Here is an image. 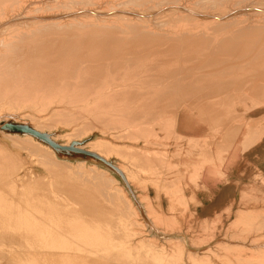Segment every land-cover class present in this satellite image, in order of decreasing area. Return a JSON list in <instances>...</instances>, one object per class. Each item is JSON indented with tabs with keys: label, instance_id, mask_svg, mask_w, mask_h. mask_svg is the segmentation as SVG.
<instances>
[{
	"label": "bare ground",
	"instance_id": "1",
	"mask_svg": "<svg viewBox=\"0 0 264 264\" xmlns=\"http://www.w3.org/2000/svg\"><path fill=\"white\" fill-rule=\"evenodd\" d=\"M79 1L80 0H0V33H1V30H3L8 25H11V24L12 25H21L20 28H17L18 31H16V33L0 38V104L3 103V107H4V105L8 102H12V103L14 102V104H15V102H19L20 104H23L24 108H25L26 105L29 106V104L31 105V103L33 102V106L35 108H37V112L35 111L36 113H34L33 115L31 114L32 116L31 115L26 116L27 114L22 116L23 114L17 115L18 113L15 112L17 110L19 111V108H21V105H20V107L14 111L15 113L8 111L9 113H6V117L8 115H11V116H16L18 118L20 117V118H22V120L24 118V119H27V121L29 123H31L33 126H35V128L38 129V131L40 130L41 132H45V131L51 132L55 128V126L52 129L51 128L52 125L50 126V124H49L48 127L46 128L45 123H46L47 119H50L47 122L52 121V120H59L58 124L60 122V124L62 123L64 126L65 125L67 126V124L69 122L72 124V122L77 121L78 118L81 117V123L79 121V124H81L80 126H81V128H83L85 125L84 123H86L84 121V118H83L84 112H86V113L88 112V114L90 113V116H89L90 122H91L93 127L95 125H97L96 123L99 122V121L97 122V119L100 118L101 116L102 117L109 116L112 124H116L114 122L115 120L118 119V121H119L120 118H122L123 116H126V115H128V118H129V115H131L132 117H136V120H137V119H140V118L147 116V115H145L146 113H148V114L153 113L154 115H155V113L156 114L161 113L163 115L162 119L164 120V121H162V123L164 124L163 127L164 126L166 127L168 125L170 128H172L174 130L176 135H178L176 132V124L179 123L180 121H184V115L189 112L188 111L189 108H193V106H195V108L197 107L198 109H200V111L202 110L201 111L202 113H200V115L203 114L204 112L206 113L208 118L210 115V118H211L210 123L211 124L213 123L214 129L210 126L213 130H211V128H210L209 131H214V130L216 131L218 128L220 133H221V131H222L221 129L225 128V127H223L224 123L221 124L222 120L223 119H224V121H225V119H227V121L231 120V119H228L229 117L227 118V116H225L226 118H224V110L228 109L231 106V104L225 105V102H223V100H224L223 97L225 98L226 95H227V97L230 96L231 95L230 92H233V90L238 88L239 84L246 83V86H247L248 81H250L251 82L250 85L251 84L253 85L252 86L253 90H252V87L249 86L251 88L250 92L251 93L254 92L253 94H255V93L258 94V95L256 94L255 98L260 96V98H263V100H264V22H257V20L264 19V6L258 8L259 6H261V5H259L257 8H255L257 5L256 6L250 5L249 9L252 12L250 17L254 21L250 20L248 22V24H244V23L240 24L239 23V25L237 24V27L235 26V28L234 27L231 28V29H233L232 30L233 34L230 33L232 36L235 35L234 37L238 36L239 33H241V34L246 33V35H247V33H249L250 35L253 34L255 36L259 35V38L257 37L258 39H256V37L254 36L256 39V42H255V40H253L254 38H252V35L250 37L253 40V43L255 42V44H253V45H255L257 48L256 49L257 51L255 52V54H256V56H255V54L250 53L251 50H249V49H251V48H249V47L245 48L244 45H239L240 43L239 42L237 43L234 40L235 39L234 37H233L234 41L231 40V38L228 39L229 36L227 39H223L224 38L223 37L219 44L213 45L216 42V41L214 42L213 40H216V39L211 40L212 38L209 39L208 37L201 35L202 33L203 34L206 32L209 33V31L201 32L200 31L201 29L199 28V26L194 27V25H200L201 24V23L197 24V21L200 22L201 21L200 19H203V21H204L205 18H207V21H210L211 24L215 23L217 25H222L224 23L222 21V18H223V16H225L227 14V13L225 14V12L223 13V14H225L223 16L210 14L212 12L208 13L207 11H206V13L204 12V14L201 13L200 19L199 18H198V20L196 19L195 22H193L195 20V19H193V21H192L193 22L192 24H194L193 27H192V24L187 25L189 27H187L186 24L184 25V27L183 26L181 27L180 25L183 21L181 23H178L180 25L179 26L177 25V27H176V25H172V26L170 25L168 27L172 28V29L170 28L171 31L168 33H165L167 31H165V32L162 31L163 32L162 34H166V35L163 37L161 36L160 38H152L151 36L146 34L149 37H151V39L149 38L147 40V42L149 41V44L147 42H143V40H145L144 38L142 40L137 41V42L133 41L134 40L133 39L131 41L132 43H130V39L129 40L127 39L128 36L127 37L123 36L126 38V41H129L127 43H130L129 45L126 46L127 43L125 44V40H123L121 38L122 34L120 35V32L118 34L116 33L117 36H113V37H111V36L114 33L110 32V33H112L110 36L111 38L107 37L106 36L107 34L103 35L105 37L104 39L101 35H98V34H100L102 29L106 30L104 27H112V28L116 29L114 27V26L118 25V24L114 23L116 20H118V19H116V16H119L120 18H122V20L124 19V24H125L126 21H128V22L130 21L127 19V17H129V15L130 16L131 15L132 16L133 15H137V16L140 15V13L137 12V9L131 10L129 8L130 10H128V9L123 8V6H121V5H123L121 2H118V3H121V5L119 7L113 8V6H111L110 4L115 3V2H111L112 0L111 1L107 0L108 2H111L109 4L110 6H108L109 8L112 7L111 10H109V9L108 10H106V9L99 10L98 9L100 12L98 14H103L106 16V20L101 19V21L104 24L103 25L99 24L100 26L99 25L97 26L98 23L96 24L93 21H91V23H90L89 28L92 29L94 31V33L96 32L94 29L98 30V32L100 31L99 33L96 32L97 34H94V35H96V36L98 35L101 38V39L100 38L98 39L97 38L98 36L97 37L93 36L95 39L94 38L92 39L91 38L92 35H90L92 33L90 32L88 35L90 36V39H91L90 41H93V42H91V45H90V41H87V39H89L88 35H87L88 37L84 36V35L78 36V32H77V35H75L76 32H74V31H78V30H73V32L75 33L74 35H73V32L70 30V28H69V30L67 28H64V30H63V28H61L62 31L57 30V32H55L56 30H54V33L53 32L51 33L49 30H47V27L50 26V25H48V23L53 24L54 20L62 19V20H60L62 22L57 21L56 25L60 24V25H63V27H65V24L68 25V23L69 24L71 22L73 23V21L70 20V17L73 18V16L79 15V16H87V19H88V15L89 14L91 15V12L94 11L93 9L94 8L97 9L96 7L98 5L96 6V4H95L96 7H93V9L90 8L91 7L90 5H89L90 7H86L83 4V7H80L77 10H73L74 6H76L77 4L75 3L76 4L75 5V4H70V3L71 2H78L79 3ZM117 1H119V0H117ZM94 2H96V1L94 0ZM213 2H215V1H213ZM25 3L28 4V6H27L28 10H26V11H24V8L26 5ZM60 3H62L63 6H67L68 4H70L69 6L74 5L73 8H70V9H72V11H68V10L58 11L57 9H56L57 11H55L54 9H52L53 6L55 7L56 4H60ZM217 3H218V0H217ZM224 3L226 4V2H224ZM236 3L237 2H235V4ZM165 4H163V7H165ZM124 6H127V4ZM78 7L79 6H77V8ZM101 7H103V6H101ZM59 8L62 9V7H59ZM64 9H66V7ZM185 9H186V7H185ZM158 10H159V8H158ZM165 10L163 9L162 13ZM183 10H181V11H183ZM30 11H32V12H30ZM190 11H193V10H190ZM159 12L160 11H158L156 14L160 16L161 12H160V14H158ZM170 12H172V11H170ZM175 12H176V10H175ZM184 12H185V10H184ZM195 12H197V11H195ZM145 13H143V15ZM167 13H168V11H167ZM193 13L194 12H192V14ZM156 14H154V15H156ZM103 15H100V16H103ZM143 15H142V17H143ZM154 15H153V17H154ZM165 15H164V17H163V15H161V17H163L162 19L167 17V16L165 17ZM175 15H177V14H175ZM227 16H226V18H227ZM243 18H246V17H242V19ZM63 19L65 21H63ZM97 19L98 18H96V20ZM125 19H127V20H125ZM148 19L149 18H147V20ZM174 19H175V16H174ZM236 19H237V17H236ZM73 20L75 21V19H73ZM80 20L83 21L82 18ZM90 20H91V17H90ZM176 20H177V18H176ZM183 20H184V18H183ZM77 21H75V22H77ZM98 21H100V20H98ZM98 21H96V22H98ZM137 21H139V19ZM141 21H143V20H141ZM146 21L142 22L144 24L139 23L140 21L137 23H138V25L139 24L145 25L147 23ZM151 21H152V19H151ZM184 21H186V20H184ZM246 21H248V20H246ZM262 21H264V20H262ZM78 22H80V21H78ZM84 22L87 23L88 20L85 19ZM128 22H126V24ZM136 22H134V20H133V23H136ZM23 23H25V24L23 25ZM167 23H168V21H167ZM169 23H170V21H169ZM185 23L189 24V22H187V21ZM190 23H191V21H190ZM205 23L206 22L204 21L203 25H205ZM121 24L119 21V25H121ZM175 24H177V23H175ZM148 25H151V24H148ZM153 25H155V24H153ZM206 25H207V23H206ZM54 26H53V28H54ZM77 26H78V23H77ZM82 26L85 27V25H82ZM145 26H147V24ZM145 26H143V27L145 28ZM200 26H202V24ZM209 26H211V25H209ZM73 27L75 29H78L74 25H73ZM132 27H135V26H132ZM151 27H153V26L151 25ZM215 27H217V26H215ZM74 28H72V29H74ZM80 28H81V25H80ZM112 28L110 30H112ZM138 28H140V27H138ZM228 28H230V26ZM84 29L88 30V26H87V28H84ZM146 29H147V27H146ZM146 29H145V33L147 32ZM206 29H208V28H206ZM127 30H129V29H127ZM150 30H152V28H150ZM153 30H155V28ZM205 30L202 29V31H205ZM85 31L86 30H84V33H85ZM89 31L90 30H88L87 32H89ZM108 31H109V28H108ZM211 31H212V29H211ZM218 31H219V29H218ZM221 31L223 32L224 29ZM135 32H134V34H135ZM153 32L155 33V31H153ZM110 33H109V35H110ZM125 33L128 34V32H125ZM125 33H124V35H126ZM148 33L150 34L151 32H149V30H148ZM214 33H215V31H214ZM224 33L225 32H223L222 34H224ZM82 34H83V32H81V35ZM85 34H87V33H85ZM137 34H138V32H137ZM119 35H120V37H118ZM155 35H158V34H155ZM244 36H245V34H244ZM85 37H86V39H85ZM134 37L135 36H133V38ZM153 37H155V36H153ZM209 37H211V36H209ZM135 38H137V36ZM236 40H237V38H236ZM212 41H213V44H212ZM122 42H124L125 46ZM156 42H157L158 46H156ZM92 43H94V44H92ZM120 43H122V44H120ZM248 43L249 42H247V44ZM119 44L121 45L120 47L118 46ZM215 46H219V48H223V47L225 48L224 50L222 49L225 52L222 57H224L223 58L224 66L226 65L225 63H227V65H228V67L226 66V68H230L231 67V66H229L230 64L234 65L233 63H235V65H236L238 63V65L235 69H234V66L232 67L233 70H231L232 71L231 74L230 75L228 74L230 81H228V82H225L226 80L223 81L225 83H223V82L220 83V81H221L220 78H222L221 75H219L218 76L219 78L217 77V79H215L216 76L214 77V73L216 71H218V73L221 74L225 70H223V68L221 70H219V69L215 70L213 68H210L211 65L208 67L207 66L208 64H206L207 62L210 63V61H213V56H212V59H210V58H207L208 57L207 55L213 52L212 49ZM255 46H253V47L255 48ZM149 48H157V51L155 49H154L155 51L153 49H150V52H148ZM159 49L160 50L162 49L163 52H162V50L159 51ZM152 50L154 53L153 52L151 53ZM215 50H216V48H215ZM145 51H147V52H145ZM158 51L162 52V54H159V53L156 54L155 53ZM229 52L230 53L233 52L234 56H230L232 53L230 55H228ZM212 54H214V53H212ZM217 62H219V60ZM217 64L215 66H217ZM139 65L141 66L140 68H138ZM146 65H148V66L146 67ZM135 66H137L136 69H132V67H135ZM153 66L158 67V69L154 70ZM222 66H223V64H222ZM247 66H248V68H246ZM25 67H27L28 69L26 68L27 70H24ZM150 67H152V68H150ZM217 68H218V66H217ZM147 69L149 70V72H147ZM185 69H188V70L190 69V71L186 72ZM154 71H157V73H156V75H153L154 77L152 76L154 81L152 82L153 84H151V82H149L151 84L150 87L143 88V89L141 88L142 85L140 87H137L139 85V82H137L135 80V78H138V76H140L141 80H144L146 78V73L147 74H153L152 72H154ZM136 72H138V73H136ZM227 72H229V71H227ZM224 74H225V72H224ZM226 75H227V73H226ZM140 78H138V79H140ZM116 79H118V81H120L119 79H121L120 85L122 87H118V86L114 85L115 84L114 81ZM223 79H225V75H224ZM27 82L33 83L34 87L29 89V87L27 86ZM140 82H142V81H140ZM144 82H146V80ZM159 83H162V86H160L161 84L159 85ZM124 85H126L127 88H125ZM144 85L146 86V84H144ZM240 86H239L238 90H240ZM242 87L243 86H241V90H242ZM247 90H249V89H247ZM250 92H249V96H251ZM186 93L187 94L191 93V95H193V98L195 97V99L191 98L192 100L190 101L188 99V97H192V96H189V94L187 95ZM185 94L187 95V97ZM228 94H230V95H228ZM91 95H92V97H91V104H90L89 103L90 100L88 101V99L90 98L89 96H91ZM236 96H238V95H236ZM240 96H242V95H240ZM253 96H255V95H252L251 97H253ZM234 97H235V92H234ZM221 98H222V100H221ZM244 98H245V96H244ZM218 99H220V101ZM195 100H197L198 102H196ZM38 103H41V105L39 106ZM88 103H89V105H88ZM14 104H11V105L15 106ZM103 105H104L105 109L102 108ZM16 106L18 107L19 105H16ZM8 107H9V104H8ZM9 108H11V106ZM9 108H6V110H8ZM27 108L28 107H26V109ZM12 109L14 110L15 108H12ZM101 109H102V111H101ZM103 110H104V112H103ZM4 112H5V109H4ZM46 112H49V113L44 114ZM228 112H229V110H228ZM228 112H227V114H229ZM250 112H252V111H250ZM253 112H255V110ZM121 113H122V115H121ZM221 115H223V118ZM236 115L234 117H236ZM8 117H10V116H8ZM232 117H233V115H232ZM208 118H206V121ZM153 120H157L156 117H155V119L152 118V122H154ZM142 121H144V120H142ZM240 121H244V120H240ZM122 122H123V120H122ZM148 122H150V121H148ZM234 122H236V120H234ZM234 122L232 125H236V124H234ZM237 122H239V120ZM225 123H226V121H225ZM228 123H226L225 125L227 126ZM125 124H126V122H125ZM208 124H209V122H208ZM238 124H240V123H238ZM55 125H57V124H55ZM246 125H247L248 129H251L252 126L255 127V125L251 124V122L246 123ZM105 127L106 126H104V128ZM221 127H223V128H221ZM236 127H237V125H236ZM236 127H233V128H236ZM100 128H101V125H100ZM106 128H105V130H106ZM117 128L119 129V126ZM128 128L129 127H127V129ZM226 128H228V127H226ZM233 128L231 127L232 132H234V131H235L234 133L239 132L237 130L240 129V127H237L238 129H236V130H233ZM44 129H46V130H44ZM162 129H164V128H162ZM258 129H259V131L264 132V125L262 126L260 124ZM109 131H107V132H109ZM114 131H116V130H114ZM223 131H222V133H223ZM226 131L227 130H225L224 132L227 133L229 130L227 132ZM79 132H81V131H79ZM229 132H231V131H229ZM146 134H148V133H146ZM251 134H250V138H253L254 136L251 137ZM257 134L261 135L262 132H261V134L260 133H257ZM229 135H230L229 138L233 136V134H230V133H229ZM3 136L7 139V140L5 139L7 142L6 143L0 142V145L2 148V152H0V163L3 162L4 166L6 167V169L8 171L10 169L11 164L13 162H16L19 159V155L13 152L14 146L12 145V143H11L12 141L10 139H11V137L13 139L14 137L19 138L21 136H13V135H11V136L6 135L5 136L4 134H3ZM97 136L99 137V135H97ZM97 136L92 141L89 140V142H88V140H86V142H87L86 144L90 143L89 145H92L95 148H99V149L101 148L102 152L105 151L104 154H106L107 152H110V153L114 152L112 150V148L109 149L108 147H104L103 144L101 145ZM116 136H118V135H116ZM35 137L33 139L38 143L39 146H37V148L34 149V152L32 153V155L35 154V157H36V155H38V159L40 160V163L39 162L38 163L40 164V166H42V167L44 166V169L46 170V174H41V175L35 174V176H32V175H30V172L24 171L23 177H24V179L36 178L38 180V182H40L41 180L44 181V182L41 181V183L39 185V191H38L41 204L36 205L35 207H44V208H39V214L44 218V220L49 219L50 221H52L55 224L53 227L55 229L51 228V226L48 224H44L43 228L38 229V227H37V230H35L36 229L35 226L40 227L41 225L40 224L30 225L26 222H23L19 225V227L22 230V231L20 230L21 231L20 236H14V235H11L9 233L0 232V264H116V262L114 263L115 260L116 261L118 260L117 264L119 262H120L119 264H137L136 263L137 261H134L135 259H133V257L129 256L126 253H123V252L120 253L119 252L121 250V247L122 248L125 247L124 249L126 250L125 245L118 248L119 244H116L117 242L115 243L116 244L115 245L114 241L109 240V239H114L117 236H119V235L121 236L122 234H124L125 230L123 232H121V231L119 232L118 230L120 227L127 228V227H125L127 224L124 226L122 223H121L122 225H117L116 224L117 222L116 223L112 222L115 220L114 219V207L109 205L111 202H107V200L105 199V196H104V192L101 193L99 191V189L94 192L93 189L91 188V186H90V188L88 187V185H89L88 179L90 178V176L88 177L87 173H85V174L73 173L72 171H69L67 173L66 168H64L63 166H61L59 164V162L61 160H56L57 158H56L55 152L51 148V146H48L47 144H43L39 140L37 141ZM54 137L56 138L55 135H54ZM78 137H81V135H79ZM128 137H129V135H128ZM203 137L204 136H202V139H203ZM222 137H227V134H224ZM191 138L192 137H190L189 139H191ZM196 138H199V137H196ZM233 138H234V136L230 139L233 140ZM246 138L249 139L251 142V139L248 138V135H247V137L243 138L245 140L244 141L242 140L243 141L242 145L245 148H246V146H248V145L245 146V144H247ZM0 139H1V136H0ZM139 139H141V138L139 137ZM8 140L11 141L10 142L11 145H9ZM104 141H106V140H103L102 142H104ZM120 141H121V139H120ZM217 141H219V140L215 139L214 142H217ZM220 142H223V141H220ZM250 142H248V144ZM252 142H253V140H252ZM65 143H68V141ZM112 143H114V141ZM121 143H122V141H121ZM123 143H127V142H123ZM230 143L232 144L231 141H230ZM149 144H151V143H149ZM193 144L195 145V142H193ZM104 145H106V144H104ZM188 145L191 146V144H188ZM178 146H179V144H178ZM213 146H214V144H213ZM128 147L122 146L121 148L125 149ZM198 147H200V146H198ZM113 148L115 149L114 145H113ZM209 148H210L209 145L204 148L205 153L207 151H209ZM91 149H93V148H91ZM221 150H222V148H221ZM244 150H246V149H244ZM96 151H98V150H96ZM184 152H183V154L185 156L186 155L187 156L192 155V153H190V151L188 149ZM142 153L144 154V151L140 152V154H142ZM149 153H151V152H147L146 153L147 155L144 154L145 156H147L146 159H145V157H143L144 155L143 156L141 155L142 157H140L138 155L139 159H141L142 164L144 161L149 162V160H150V158L148 157ZM199 153H201V152L198 151V154H196V155H199ZM136 154H137V152H136ZM136 154H135V156H133V158H134L133 160H136V158H137ZM180 154H181V152H180V150H178V151H176L175 156H179ZM201 154H204V153H201ZM120 155H122V154H120ZM202 156L203 155H201V157ZM207 157H208V155H207ZM139 159H137V161H139ZM142 159H144V160H142ZM151 161L152 160H150V162ZM203 161H201V162H203ZM154 162H157V161L154 160ZM159 162H160V160H159ZM116 163H117V161H116ZM153 163H151L152 167L154 166ZM146 164H148V163H145L144 165L146 166ZM156 164H155V166H156ZM119 165H117V166H119ZM120 166L122 168V165H120ZM175 166H176V163H175ZM201 166L203 167V164H201ZM149 167H150V165H149ZM197 167H199V166L197 165ZM123 168H124V170L126 169L125 167H123ZM177 170H178L177 172L179 173L180 170L179 169H177ZM143 171H144V168H143ZM104 172L105 171L102 170L101 173H104ZM124 172H126V171H124ZM178 173H176V177H174L175 179H178L177 178ZM91 174H92V172H91ZM127 174H129V173L126 172V175ZM179 174H181V173H179ZM65 176H67L68 179L71 181L70 184L66 185V184L59 182L61 184V186H58V188L55 190L52 189L51 183L47 182V180H54V179L60 180ZM102 176H103V174L101 175V177ZM178 177H179V179H182V178H180L181 176H178ZM11 178L12 177L8 174V172L6 173L3 171L2 172L0 171V181H9L10 185H12L14 182L11 180ZM15 178L21 180V178L19 177V174H15ZM100 182H102V181H100ZM103 182H104V180H103ZM105 182L108 183L107 181H105ZM19 183H20V181H19ZM106 183H104L103 185L105 186ZM101 184L98 183V185H100V187H101ZM1 186H2V188L10 187L7 185H1ZM102 188H104V187H102ZM104 191H106V190H104ZM107 194H106V196H107ZM64 198L65 199L67 198V200L69 202L67 203V200L65 201ZM74 204L79 205L78 206L79 208L76 209L77 207H75ZM107 204L111 207H107ZM111 204L113 205L114 203H111ZM118 204H121V203H118ZM12 205H13V201L11 200V198H6L5 195H2V192H0V220H2V217H4L6 221H11L13 219L11 216ZM119 206L117 207L118 209L116 208V210H122L119 212V214H120L124 210H123V207L119 208ZM46 207H55V208H46ZM73 207H75V208H73ZM127 209L128 208L125 207L126 211H127ZM248 209H249L248 211L250 213L251 209L250 208H248ZM253 209H255V208H253ZM258 209H259V207H258ZM260 209H261V207H260ZM263 211H264V209H263ZM117 212L118 211H116L115 214H118ZM225 212H226V210H225ZM244 212H247L245 210V208H244ZM244 212L242 214H244ZM203 213H204V211H203ZM259 213H261V210ZM242 214L240 216L239 215L238 216L241 217L240 219L243 218L245 220V217L247 215H242ZM245 214H247V213H245ZM250 214H252V212ZM253 214H255V213H253ZM261 214H262V216H264V212H262ZM105 215H106V218H105ZM136 215H137V213H136ZM256 216H254L255 218H253V219H256L257 218ZM123 218L124 217H122L121 219H123ZM235 218H237V217H235ZM247 218L248 217H246L245 221L251 220V219L247 220ZM258 221L259 220L257 219V222ZM249 222H251V221H249ZM249 222L246 223V224H248L247 226L251 225V224L249 225ZM262 222H263V219H262ZM116 225L118 226V229H115L114 226H116ZM255 225L257 226L256 223H255ZM215 226H216V224H215ZM256 226H255V228H256ZM201 227H202V225H201ZM203 227H204V225H203ZM206 227H207V225H206ZM59 228L62 229V232L59 231ZM250 229L251 230L253 229L252 231H254L253 227ZM233 230H235V229H233ZM251 230H250V232H251ZM33 231H34V234L32 236H28ZM212 231H213V229H212ZM209 232H210V230H209ZM244 233H245V229H244ZM247 233H249V231ZM254 234L258 235V237L251 239L252 241L250 240L249 244H254L264 254V225L263 226L261 225V227L255 229ZM185 235H186V233H185ZM205 235H207V234H205ZM48 236H50V238ZM191 236H193V235H191ZM205 237H207V236H205ZM104 238H107V239L109 238V239L107 241H105V240H103ZM143 238H142V240H143ZM169 238H170V236L168 237V239ZM252 238H253V236H252ZM173 239H175V238H173ZM201 239H202V237H201ZM206 239L208 241L209 238H206ZM243 239H242V242H244ZM123 240H122V242H123ZM144 240H145V238H144ZM193 240H194V238H193ZM210 240H211V238H210ZM237 240H238V238H237ZM148 241H150V240H148ZM187 241H189V240H187ZM187 241H185V242H187ZM199 241H200V239H199ZM207 241L203 240L202 242L206 243ZM181 242H183V241H181ZM191 242H192V240H191ZM194 242L196 243L198 241H194ZM202 242L200 241V243H202ZM138 243L142 244L140 241ZM192 243H191V245L193 246ZM224 243H226V242H224ZM196 244H194V247L198 246V244H197V246H195ZM202 244H200V245H202ZM192 246H190V248ZM228 246H230V245H228ZM251 246H253V245H251ZM255 246H253V247H255ZM217 247H219V245ZM256 247H255V249H256ZM135 248H137V246ZM201 248H202V246H201ZM146 250H148V249H146ZM121 251H123V250H121ZM186 251L187 252L189 251L190 253H192L189 249H187ZM163 252H164V250H163ZM181 252L185 253L183 248L181 249ZM140 255L142 256V254H140ZM250 256H251V254H250ZM263 259H264V257L261 259V261ZM141 261H142V259H141ZM146 261H144V262H146ZM261 261H260V264H264V261L263 262H261ZM139 264H143V263L139 262Z\"/></svg>",
	"mask_w": 264,
	"mask_h": 264
},
{
	"label": "rangeland",
	"instance_id": "2",
	"mask_svg": "<svg viewBox=\"0 0 264 264\" xmlns=\"http://www.w3.org/2000/svg\"><path fill=\"white\" fill-rule=\"evenodd\" d=\"M80 1H79V3L78 2H71L70 3V4H75V3L77 4V5L75 4L76 6L73 5L74 8H73V6H69L70 4H68L67 5L68 7H67V6H63V4L60 3V4H56L55 7L53 6L52 9H54L55 11H57V10L58 11H61V10L62 11L63 10L72 11V9H70V8H73V10H77L80 7H83V4L86 7H90L91 6L90 8H92V9H93V7H96L98 5L96 7L97 9L94 8L93 9L94 11L91 12V15L90 14L88 15V19H87V16H79V15L76 16L75 15V16H73V18L70 17V20H72L73 23L72 22H71L72 24L71 23L70 24L68 23V25L65 24V27H63V25H60V24H57L56 25L57 21L58 22H62V21H60L62 19H57V20H54L53 21V24L48 23V25H50V26L47 27V30H49L51 33L52 32L54 33V30H56L55 32H57V30L60 31L61 28H63V30H64V28H67L68 30L70 28V30L72 32H73V30H78V31H74V32H76V34L73 32V35L74 34L77 35V32H78V36H83V35L84 36H87L91 32L92 34H90V35H92L91 36L92 39L94 37H97L98 35H101L103 37V39H104L105 37L103 35H106V34H107L106 35L107 37H110L111 34H112L110 32H113L115 34V35L112 34L111 37H113V36H117L116 33L118 34L120 32V35L122 34L121 35V38L123 40H125V44H126L127 42H129V41H126V38L125 37H127V36H128L127 39L128 40L130 39V43H132L131 41L133 39H134L133 41L137 42V41L142 40L144 38L145 40H143V42H147V40L149 38L151 39V37L152 38H160L161 36L163 37V36L166 35V34H162L163 32L167 31L165 33H168V32L171 31L170 30L171 27L169 28L168 26H170V25L171 26L172 25H176V27H177V25L178 26L180 25L178 23H181L182 21L184 23L183 22H182L183 24L181 23V25H180L181 27L182 26L184 27L185 24H186V26L187 25H190L193 22H195L196 19L197 20H198V18L200 19L201 13L204 14V12L206 13V11L208 13L209 12H212L210 14L222 15V16L227 13L225 16H223L224 19L222 18V21L224 22L223 24L221 23L222 25H217L215 23L211 24V22L210 21H207V18H205L204 21L207 23V25H206V23H205V25H203L204 21H203V19H200L201 21L200 20H199L200 22L197 21V24H200L201 23L202 26H200L201 24L200 25H194V24H192V27H193V25H194V27L199 26V28L201 29V30L200 29L199 30L201 32L209 31V33L206 32V33H204L205 35L203 33L201 35L206 36L209 39L212 38L211 40L216 39V40H213L214 42L216 41L214 44H213V41H212V44L213 45L219 44L221 42V40H222L223 37H224L223 39H227L228 36H229L228 39L231 38V40H233L235 38L234 40L237 43L239 42L240 43L239 45H244L245 48H248V47L251 48L249 50H251L250 53H252V54H255V52L257 51L256 50L257 49L256 46L253 45V44H255L256 39L259 38V35H256L255 36V35L251 34L252 35V38H254L253 40H255V42L253 43V40L250 38L251 35L249 33H247V35H246V33H244L245 36H244V34H241V33H239V35L236 36V37H234L235 35L232 36L231 34H233L232 33V30L233 29H231V28H233V27L235 28V26L237 27V24L239 25V23L240 24L241 23L242 24L243 23L244 24H248V22L250 20H252L251 17H250V15L252 13L251 10L249 9L250 5H254V6L257 5L255 8H257L259 5H261V6H259L258 8L264 6V3H263L264 0H218V3H217V0H129V1L128 0H119V1L116 0L117 2L115 0H112V1L109 0V1L115 2V3L108 2L107 0H105V1L104 0H100V1L99 0H95L97 3L94 2V0H80ZM213 1H215V2H213ZM223 1L226 2V4ZM118 2H121L123 5H121V3H118ZM235 2H237L236 3L237 5L235 4ZM95 4H96V6H95ZM109 4L111 6H113V8H117V7H119L121 5V6H123V8L128 9V10H130V9L131 10H136L137 9V12H139L140 15L139 16H137V15H133V16L131 15L130 16L129 15V17H127V19L130 20V21L129 22L126 21V22H128L127 24L125 22L126 25L124 24V19L122 20V18H120L119 16H116V19H118V20H116L114 23H116L118 25H116V26L113 25V26L117 30L114 29V28H112V27H104L106 30L102 29L103 31L102 30H101V32L99 31L100 34H98L96 36L94 34H97L99 32H98V30L94 29L97 32V33L96 32L94 33V31L89 28L90 27V23H91V21H93L96 24L98 23L97 26L99 24L103 25L104 23L101 21V19L102 20L103 19L106 20V16L103 15V14H98V13H100L99 10H102V9L103 10L104 9L111 10L112 7L109 8L108 7V6H110ZM126 4H127V6H124ZM163 4H165V7H163ZM27 6H28V4L25 5L24 11L28 10ZM77 6H79V7L77 8ZM101 6H103V7H101ZM59 7H62V9H60ZM65 7H66V9H64ZM133 7L134 8L136 7V8L134 9ZM185 7H186V9H185ZM158 8H159V10H158ZM163 9L164 10L166 9V10L163 11V13H162V10ZM183 9L185 10V12H184ZM189 9L190 10H193V11H190ZM175 10H176V12H175ZM181 10H183V11H181ZM194 10L197 11V12H195ZM158 11L161 12V14H160V12L158 13V14H160V16L156 14ZM167 11H168V13H167ZM170 11H172V12H170ZM30 12H32V11H30ZM192 12H194V13L192 14ZM224 12H225V14H223ZM143 13H145V14L143 15ZM174 13L177 14V15H175ZM154 14H156V15H154ZM100 15H103V16H100ZM142 15H143V17H142ZM153 15H154V17H153ZM161 15H163V17H164V15H165V17L166 16L167 17L164 18V19H162L163 17H161ZM174 16H175V19H174ZM226 16H227V18H226ZM80 17L83 19V21L80 20L81 19ZM90 17H91V20H90ZM236 17H237L238 20L236 19ZM242 17H246V18H243L242 19ZM96 18H98V19L96 20ZM147 18H149L148 19L149 21L147 20ZM176 18H177V20H176ZM183 18H184V20H186L187 22H189V24L188 23H185L186 21H184ZM73 19H75V21L78 20L80 22H78V21L75 22ZM85 19L88 20L89 23L88 22L87 23L84 22ZM127 19H125V20H127ZM138 19H139L140 22L137 21ZM140 19L143 20V21H141ZM151 19H152V21H151ZM193 19H195V20L193 21ZM98 20H100V21H98ZM133 20H134V22L137 21V22H139L141 24H144L142 22H145L147 20L146 21L147 22L146 23L147 26H145L146 24L145 25H141V24L138 25L137 22L136 23H133ZM189 20L191 21V23H190ZM246 20H248V21H246ZM262 20H264V19H262ZM262 20H257V22H264ZM63 21H65V20L63 19ZM96 21H98V22H96ZM119 21H120V24L122 23L121 25H119ZM167 21H168V23H167ZM169 21H170V23H169ZM252 21H254V20H252ZM77 23H78V26L79 27L77 26ZM175 23H177V24H175ZM24 24L25 23H23V25ZM148 24H151L153 27H151V25H148ZM153 24H155L156 26L153 25ZM208 24L211 25V26H209ZM73 25L76 28H78V29H75L73 27ZM80 25H81V28H80ZM82 25H85V27H83ZM53 26H54V28H53ZM87 26H88V30H90L89 32H87L88 31L87 29H84V28H87ZM132 26H135V27H132ZM143 26H145V28ZM215 26H217V27H215ZM229 26H230V28H228ZM20 27H21V25H12V24L11 25H8L3 30H1L0 38L5 37V36H8L10 34L16 33V31H18L17 28H20ZM138 27H140L141 29L138 28ZM146 27L149 30V32H151L150 34L148 33V30L146 29ZM187 27H189V26H187ZM205 27L208 28L209 30L206 29ZM72 28H74V29H72ZM108 28H109V31H108ZM111 28H112V30H110ZM150 28H152V30L155 28V30H153V31H155V33L152 30H150ZM217 28L219 29V31H218ZM127 29H129V30H127ZM145 29L147 31L146 33H145ZM202 29L203 30L206 29V30L205 31H202ZM211 29H212V31H211ZM223 29H224L223 32H225L224 34H222L223 32L221 31ZM84 30H86L85 33H87V34L84 33ZM213 30L215 31V33H214ZM81 32H83L82 35H81ZM125 32H128V34L125 33ZM131 32L133 34L135 32V34L133 35ZM137 32H138V34H137ZM109 33H110V35H109ZM124 33L126 35H124ZM146 34H148L151 37H149ZM155 34H158V35H155ZM120 35L118 37H120ZM123 36H125V37H123ZM133 36H135V37L137 36V38H135V37L133 38ZM153 36H155V37H153ZM209 36H211V37H209ZM254 36L256 37V39H255ZM88 38L89 39H87V41H90L91 40L90 39V36ZM97 38L99 39L100 36H98ZM236 38H237V40H236ZM85 39H86V37H85ZM91 42H93V41H90V45H91ZM247 42H249V43L247 44ZM122 43L124 44V42H122ZM122 43H120V44H122ZM130 43H127L126 46L129 45ZM147 43L149 44V41ZM92 44H94V43H92ZM120 44L118 45L119 47L121 46ZM125 44H124V46H125ZM156 46H158L157 45V42H156ZM253 46H255V48ZM215 48H216V50H215ZM150 49H153V50L155 49L157 51V48H149L148 49L149 50L148 52H150ZM222 49L224 50L225 48L224 47L223 48H219V46L213 47V49H212L213 52L212 53H214V54L210 53V54L207 55L208 56L207 58H210V59H212V56H213V61H210V63L212 62L211 64L209 62L206 63V64H208L207 65L208 67L211 65L210 68H213L215 70H218V69L221 70L222 68H223V70H225V71L222 72L223 74L222 73L221 74L218 73V71H216L214 73V77L216 76L215 79H217V77L219 75H221L222 78H220L221 79L220 83L223 82V81H225V80H226L225 82L230 81L228 74L229 75L231 74V72H232L231 70H233V68H232L233 66H234V69H235L237 67V65H238V63L236 65H235V63H233L234 65H231V64L229 65V66H231L230 68H226V66L228 67V65H227V63H225L226 65L224 66V61H223V58L224 57H222V56L224 55L225 52ZM153 50L151 51V53L153 52ZM161 50L159 49V51H161ZM159 51L158 52H155V53L156 54H158V53L159 54H162L163 50H162V52H159ZM145 52H147V51H145ZM231 53L229 52L228 55L231 54L230 56H234V53L233 52H231ZM255 56H256V54H255ZM218 60H219V62H217ZM216 64H217L218 68H217V66H215ZM222 64H223L224 67L222 66ZM147 66L148 65H146V67ZM136 67L137 66L132 67V69H136ZM140 67L141 66L139 65L138 68H140ZM26 68L27 67H25L24 70H27L28 69V68L27 69ZM150 68H152V67H150ZM246 68H248V66ZM153 69L154 70H157L158 67L153 66ZM185 70H186V72L187 71H190V69L189 70L188 69H185ZM227 71H229L230 73L227 72ZM138 72H136V73H138ZM147 72H149L148 69H147ZM224 72H225V74H224ZM152 73L153 74H147L146 73V78L144 80H141L140 76H138V78H140V79L135 78V80L137 82H139V85L137 87H140L141 85H142L141 86L142 89L143 88L150 87L151 84H153L152 82L154 81V79H153L154 76L153 75H156L157 71H154ZM226 73H227V75H226ZM224 75H225V79H223ZM119 80L121 81V79H119ZM145 80H146L147 83L144 82ZM120 81H118V79H116L114 81L115 82L114 85H116L118 87H122L120 85ZM140 81H142V82H140ZM149 82H151V84ZM225 82H223V83H225ZM250 83L251 82L248 81L247 86H246V83H242L243 85L242 84H239V86L240 85L243 86L242 87V90H241V86H240V90H238V88H239V86H238V88H236L235 90H233V92H230V94L232 96L230 94H228L231 97L228 96L229 97L228 98L227 95H226L225 98L223 97V99H224L223 102H225V105L226 104L227 105L231 104V106L228 109L224 110V118H226L225 116H227V118L229 117L228 119H231V120H228L227 121V119H225L226 123L229 122L227 124V126H226L225 125L226 123H225V121L223 119L221 124L224 123L223 127H225V128L228 127V128L225 129V128L221 127V128H223L221 130L222 131L223 130L224 131L225 130H227V131L229 130V131L232 132L231 127L232 128L233 127H236V125H237V127H240V129H238L237 127L236 128H233V130L238 129L237 131H239V132L236 131L237 133H234L235 131L232 132V133L229 132V131L228 132L226 131L227 133H225L223 131L224 134H227V137H222L224 134L222 133V131L220 133V131H219L218 128H217L216 131L215 130L214 131H209V129L211 127L214 129L213 123L212 124L210 123L211 122L210 115H209V118H208V116L206 115L205 112L200 115V113H202L201 112L202 110L200 111V109H198L197 107L195 108V106H193V108H189V110H188L189 112L184 115V121H187L185 123V126L188 125L190 127V133L193 134V136H187L188 137L187 138L185 135H181V134H178V133H177L178 135H176V133L174 132V130L172 128H170L168 125L166 127L165 126L163 127L164 124L162 123V121H164V120L162 119V116L163 115L161 113H159V114H156L155 113V115L153 113H151V114L150 113L149 114L146 113L145 115H147L148 117L145 116V117L140 118V119H137V120H136V117H132L131 115H129V118H128V115H126V116H123L122 118H120L119 121H118V119L114 121L117 125L116 124H112L109 116H107V117H102L101 116L100 118L97 119V122L99 121L98 123H96L97 125H95L93 127L92 124H91V122H90V117H89L90 116V113L88 114V112L87 113L84 112V117L83 118H84V121L86 123H84L85 125H84L83 128H81V126H80L81 124H79V121L81 123V117L78 118L77 121L72 122V124L69 122L70 124L68 123L67 126L66 125L64 126L62 123L60 124V122L58 124V121L59 120H52V121L47 122L48 120H50V119H47V121L45 123L46 128L48 127L49 124H50V126L52 125L51 126L52 129H53L54 126H55V128L51 132H49V131H47V132L46 131L45 132H41L40 130L38 131V129H36L35 126H33L31 123H29L27 121V119H24L23 118V120H22V118H20V117L18 118L16 116H11V115H8L10 117H8V116L6 117V113H9V112H13V113L17 112L18 113L17 115L23 114L22 116H24L26 114H27L26 116L31 115V114L33 115L34 113L37 112V108H35L33 106V102L31 103V105L29 104V106L26 105V107H28L27 109H26V107L24 108V105L23 104H20L19 102H15V104H14V102L13 103L12 102H8V103H6L4 105V107H3V103L0 104V136H1L0 142H2V143H6L7 142L6 141L7 139L3 136V134L5 136L6 135H10V136L11 135H13V136H21L19 138L18 137L17 138L14 137L13 139H12V137H11V139L9 138L12 142L10 140H8L9 145H11L10 144V142H11L12 145L14 146V151L13 152L19 155V159L16 162H13L11 164L10 169L8 171H7L6 167L4 166V163L3 162L0 163V171L1 172L2 171L3 172H6V173L8 172V174L12 177L11 180L14 182L12 185H10L9 181H0V192H2V195H5L6 198H11V200L13 201V205L11 207L12 208L11 216H12L13 219L11 221H6L5 218L2 217V220H0V232L9 233V234L14 235V236H20L22 230L19 227V225L21 223H23V222H26V223H28L30 225H32V224L33 225L40 224L41 225L40 227L39 226H35L36 227L35 230H37V227H38V229L39 228H43V225L44 224L50 225L51 228H53L54 225H55L49 219L48 220H44V218L39 214V208H44V207H35L36 205H40L41 204L40 203V198H39L38 191H39V185H40L41 181L42 182H44V181L41 180L40 182H38V180L36 178H31V179L30 178H27V179H24V177H23L24 171L30 172V175H32V176H35V174L36 175L46 174V170L44 169V166L42 167L39 164L40 163V160L38 159V155H36V157H35V154L32 155V153L34 152V149H36L37 146H39L38 143L33 139L36 136L35 138H36L37 141L39 140L41 143L47 144L48 146H51V148L55 152V155H56V158H57L56 160H61L59 162V164L61 166H63L64 168H66V172L67 173L69 171H72L73 173H81V174L87 173L88 174V177L90 176V178L88 179V184H89L88 187L90 188V186H91V188L93 189L94 192L96 190H98V189H99V191L101 193L104 192V196H105V199L107 200V202H111V203H114L115 204V205L114 204L112 205L111 203L109 204L112 207H114V219L115 220L113 219L114 221H112V222H114V223L117 222L116 223L117 225H122L123 224L124 226L127 224L125 226L127 228L120 227L121 229L119 228L118 231L119 232L120 231L123 232L125 230V233L122 234L121 236L120 235L117 236L114 239H109V238L108 239L110 241L111 240L114 241V244L117 242L116 244H119L118 248L121 247V246H123V245H125L126 246V250L124 249L125 247L124 248L121 247V250H123V251L120 250L119 252L120 253H122V252L123 253H126L129 256L133 257V259H135L134 261H137L136 262L137 264H139V262H142L143 264H153V263L154 264H260V261L264 257V254L254 244H249V243H250V240L252 239V237H250V236H254L255 237V234H256V233L254 234L255 229L261 227V225L262 226L264 225V223H263L264 222V216H262V214H261L262 212H264L263 211V209H264V199H263L264 198V174L255 173L253 176H251L247 180V182L244 183L243 186L241 187V189L239 190V195L237 197H233L229 201V204L227 205V207L220 208L219 211L217 210L218 207L217 208L215 207L213 209V211L208 214V215L211 214L212 216L210 215V217H209L208 215H206V216L198 217L197 214H196V212H195V210H196L197 207H189V204H194V202H195L194 199H193V196L187 198L184 195V190H182V187L180 185V180L174 178V177H176L177 165L175 166L174 164L173 165L170 164V161L171 160L179 159L181 157H184L185 155L183 154V152L186 151L187 149L190 151V153H192V155H193V153L194 154H198V151H200L201 153H204L205 154L204 155V154L199 153V155H196L199 158V160H200L199 163L196 164V168L198 170H200L202 168L201 164H204L205 165L209 161H211V151H213V149L215 148V146L226 144V148H229V147H231L233 145L234 146H237L238 148H242L241 147L242 146L241 141L243 139L244 132L247 130L246 123H248V122H251V124H255L256 123L255 120H252V119L250 120V118L245 117L246 116L245 113L246 112H250V111L253 112L254 110L255 111L257 110L259 113L262 112V114H261L262 115V119H263L262 122L264 121V100H263V98H260V96H258L257 98H255L257 93L253 94L254 92L253 93L250 92V90H251L250 87L253 86L252 84L250 85ZM144 84H146V86ZM159 85L162 86V83H159ZM27 86L30 89V88H33L34 87V84L31 83V82H27ZM124 87L127 88L126 85H124ZM247 89H249V90H247ZM252 90H253V87H252ZM234 92H235V97H234ZM237 92L238 93L240 92L241 94L240 93L239 94L242 95V96H240ZM249 92L251 93L250 94L251 96L252 95H255V96H253L254 98L251 97V96H249ZM188 94H189V96H192V97H188V99L190 101L192 99H195V97L193 98V95H191V93H188ZM187 95H186V97H187ZM236 95H238V96H236ZM244 96H245V98H244ZM89 97L90 98L88 99V101L90 100L89 103L91 104V97H92V95L89 96ZM218 100L220 101V99H218ZM221 100H222V98H221ZM195 101L198 102L197 100H195ZM10 103L11 104H14L15 106H12ZM89 103H88V105H89ZM8 104H9V107L11 106V108L8 107ZM16 105H19V106L17 107ZM20 105H21V108H19ZM38 105L40 106L41 103H38ZM6 108H9L11 111L9 109L6 110ZM12 108H15V109L13 110ZM18 108H19V111L18 110L15 111ZM102 108L105 109L104 105H103ZM4 109H5V112H4ZM228 110H229V112H228ZM101 111H102V109H101ZM103 112H104V110H103ZM227 112L229 114H227ZM47 113H49V112H46L44 114H47ZM121 115H122V113H121ZM232 115H233V117H232ZM235 115H236V117H234ZM154 116L156 117L157 120H153L154 122H152V118L155 119ZM221 116L223 118V115H221ZM206 118H208L207 121L209 122V124L206 121ZM122 120H123V122H122ZM142 120H144V121H142ZM234 120H236V122L239 120V122L236 123V122H234ZM240 120H244V121H240ZM148 121H150V122H148ZM125 122H126V124H125ZM233 122L236 125H232ZM238 123H240V124H238ZM55 124H57V125H55ZM100 125H101V128H100ZM104 126L107 127V128L105 127L107 131H109V130L110 131L107 132L105 130ZM118 126H119V129L117 128ZM199 126L202 127L201 130H200V127ZM127 127H129V128L127 129ZM197 127L199 128V130H196ZM162 128H164L165 130L162 129ZM212 128H211V130H213ZM44 130H46V129H44ZM114 130H116V131H114ZM79 131H81V132H79ZM146 133H148V134H146ZM229 133L230 134H233V136H234L233 140L230 139V138L233 137L232 135H231L232 137L229 138V136H230ZM54 135L56 136V138L54 137ZM79 135H81V137H78ZM97 135H99V137ZM116 135H118V136H116ZM128 135H129V137H128ZM96 136L98 137V140L100 141L101 145L103 144L104 147H108L109 149L112 148V150L115 153L114 152H111V153L110 152H107L106 154H104L105 151L102 152L101 151V148L100 149L99 148H95L94 146L89 145L90 143L89 144H86L87 143L86 140H88V142H89V140L92 141ZM202 136H204L203 139H202ZM139 137L141 139H139ZM190 137H192V138L189 139ZM194 137L195 138L196 137H199V138H196L195 139ZM120 139H121L122 143L123 142H127V143H123L122 144L121 141H120ZM215 139L216 140L218 139L219 141L214 142ZM103 140H106V141L102 142ZM67 141H68V143H65ZM113 141H114V143H112ZM220 141H223V142H220ZM230 141L232 142V144L230 143ZM139 142H141L143 144L142 147L137 146ZM193 142H195V145L193 144ZM149 143H151V144H149ZM215 143L216 144L218 143V144L216 145ZM104 144H106V145H104ZM178 144H179V146H178ZM188 144H191V146L193 145L195 148L193 146L191 147ZM213 144H214V146H213ZM113 145L115 146V149L113 148ZM182 145H184V147ZM208 145L210 147V152L207 151L205 153L204 148L207 147ZM122 146H126V147L129 146V147L124 149V148H121ZM154 146L163 147V150L162 151H158L159 152L158 153L157 150H149V149H147L148 147H154ZM169 146L170 147L171 146H174L176 149L173 152H170L167 149ZM198 146H200V147H198ZM91 148H93V149H91ZM80 149H86V150L89 149L88 150L89 152L95 153L96 155H98L101 158H103L105 161H107V160L109 161V160H111L112 157H114L116 159V161H117L116 165H119L120 164V165H122V168L125 167L126 169L124 170V168L122 169L120 165L118 166L123 171V173L125 174V176L127 178V181L130 182V184L137 190V193H138L137 194V200L140 203L141 207H137L136 206L135 202L132 200L131 196L129 195L127 189L122 185V183L117 179V177H115L111 173L110 169L107 166L103 165L102 163L97 164V163H86L85 161H80ZM96 150H98V151H96ZM178 150H180L181 154L179 156H175V153ZM143 151H144V154H146L147 152H151V153H149L148 157L153 162H154V160L157 161V162H154L153 163L152 161L150 162V160H149V162H145L144 161L145 163H148V164H146L145 167L142 166V165H140V164H137V159H139V156L142 157L144 155L143 153L140 154V152H143ZM0 152H2L1 145H0ZM136 152H137V154H136ZM223 152H224V149L223 148H222V150L221 149L220 150L215 149V154L217 156V160H219L221 158V154ZM119 153L122 154V155H120ZM135 154H136L137 158H136V160H133L134 159L133 156H135ZM201 155H203V156L201 157ZM207 155H208V157H207ZM143 157H145V159L147 158V156H145V155ZM190 157H191V155H190ZM157 158L160 160V162H159V160ZM207 159H208V161H207ZM139 160L141 161V159H139ZM142 160H144V159H142ZM201 161H203V162H201ZM151 163L154 164L153 167H152V164ZM160 163L161 164L163 163V164L161 165ZM155 164H156V166H155ZM248 164H249L248 161H245V164L244 165L246 166ZM149 165H150V167L152 169L149 167ZM197 165L199 167H197ZM142 167L144 168V171H143V168ZM102 170H104L105 172L104 173H101ZM124 171H126L129 174L126 175V172H124ZM136 171H138V172L142 173L143 175L147 176V179H141V178H139V175L136 173ZM91 172H92L93 175L91 174ZM15 174H19V177L21 178V180L20 179H16L15 178ZM102 174H103V176L101 177ZM103 180H104V182H103ZM192 180L191 181L194 183L195 182L194 179H192ZM19 181H20V183H19ZM100 181H102V182H100ZM105 181H107L108 183H106ZM47 182H50L51 183V186H52V189L55 190V189L58 188V186H61V184L59 182H61L63 184H66V185H69L71 181L68 179L67 176H65V177H63L60 180H58V179L47 180ZM98 183H100V184L102 183L101 184V187H100V185H98ZM104 183H106L105 186L103 185ZM1 185H7V186H10V187H4V188H2ZM102 187H104V188H102ZM148 187H152L154 189L155 195L153 197H149L147 195V188ZM104 190H106V191H104ZM106 194H107V196H106ZM161 194L164 195L169 200V206L162 207ZM64 200L66 201L67 198L66 199L64 198ZM68 202L69 201L67 200V203ZM118 203H121V204H118ZM195 204H196V202H195ZM109 205L107 204V207H111ZM74 206L77 207L76 209L79 208L78 207L79 205H77V204L76 205L74 204ZM118 206H119V208L123 207V210L125 212L123 211V212H121L119 214V212L122 211V210H116V208ZM75 207H73V208H75ZM125 207L128 208L129 210L127 209V211H126L125 210ZM252 207L255 208V209H253ZM258 207H259V209H258ZM260 207H261V209H260ZM46 208H55V207H46ZM244 208H245V210L247 212H244ZM248 208L251 209L250 210V213L252 212V214L249 213V211H248L249 209ZM225 210H226V212H225ZM260 210H261V213H259ZM116 211H118L117 212L118 214H115ZM135 212L137 213V215H136ZM243 212H244V214H242ZM245 213H247V214H245ZM253 213H255V214H253ZM241 214L242 215H247L246 216V217H248L247 220L248 219H251V220L245 221L246 220V217H245V220L243 218L240 219L241 217H239V216ZM119 215L120 216L122 215V216L120 217ZM254 216H256L257 218L256 219H253V218H255ZM122 217H124V218L121 219ZM235 217H237V218H235ZM105 218H106V215H105ZM257 219L259 220L258 222H257ZM262 219H263V222H262ZM249 221H251V222H249ZM248 222H249V225L251 224L250 225L251 227L250 226H247L248 224H246V223H248ZM255 223L257 224V226L255 225ZM215 224H216V226H215ZM117 225L114 226L115 229H118V226ZM201 225H202V227H201ZM203 225H204V227H203ZM206 225H207V227H206ZM254 225L256 226V228H255ZM252 227L254 228V231H252L253 229L252 230L250 229ZM53 229H55V228H53ZM212 229H213V231H212ZM233 229H235V230H233ZM244 229H245V233H244ZM209 230H210V232H209ZM247 230L249 231V233H247L248 232ZM250 230H251V232H250ZM34 231L30 235H28V236H32L34 234ZM59 231L62 232V229L59 228ZM185 233H186V235H185ZM205 234H207V235H205ZM191 235H193V236H191ZM140 236L142 238L144 237L145 240H144V238L142 240V238ZM169 236H170V238L168 239ZM205 236H207V237H205ZM48 237L50 238V236H48ZM201 237H202V239H201ZM173 238H175V239H173ZM193 238H194V240H193ZM206 238H209L208 241H207ZM210 238H211V240H210ZM237 238H238V240H237ZM108 239L107 238H104L103 240L107 241ZM199 239H200L201 242L203 240L204 241L206 240L207 242L206 243H203L202 242L203 243L202 244V243H200ZM242 239H243L244 242H242ZM122 240H123V242H122ZM138 240L142 244L138 243L139 242ZM148 240H150L151 242L148 241ZM187 240H189V241H187ZM191 240H192L193 243L191 242ZM181 241H183V242H181ZM185 241H187L188 243L185 242ZM194 241H198L199 242V243L196 242L198 244V246H197V244ZM224 242H226V243H224ZM191 243L193 244V246L191 245ZM194 244H196L195 246H197V247H194ZM200 244H202V245H200ZM218 245H219V247H217ZM228 245H230V246H228ZM251 245L255 246L256 249H255V247H253ZM136 246H137V248H135ZM190 246H192V247L190 248ZM201 246H202V248H201ZM144 247L146 249H148V250H146ZM134 248L136 250L137 249L138 250L136 251ZM182 248L184 249V252L187 249H189L192 253H190L189 251L188 252L186 251L185 253H182L181 252V249ZM163 250H164V252H163ZM140 254H142V256ZM250 254H251V256H250ZM141 259H142V261H141ZM117 261L115 260L114 263L116 262V264H117ZM144 261H146V262H144ZM263 261H264V259L261 262H263Z\"/></svg>",
	"mask_w": 264,
	"mask_h": 264
},
{
	"label": "crops",
	"instance_id": "3",
	"mask_svg": "<svg viewBox=\"0 0 264 264\" xmlns=\"http://www.w3.org/2000/svg\"><path fill=\"white\" fill-rule=\"evenodd\" d=\"M261 114L262 112L259 113L257 110L255 112L245 113V117L255 120L256 122L254 124L255 127L252 126L251 129L247 128L243 134V138L247 137V135L248 138H250L251 133V137L254 136V139L250 138L251 142L246 138L247 144H245V146L248 145L246 148L243 145L241 146L242 148H238L237 146L226 148L225 144L215 146L211 152V161L205 165L203 164V167L200 170L196 168V164H198L200 160L194 153L191 157L186 155L179 159L170 161L171 165H175L176 163L177 169L180 170L179 173L181 174L177 172L178 170H176V173H178V176H181L180 178L182 179H179L178 176L177 178L180 180V185L184 190V195L187 198L193 196L196 204L195 202L194 204H189V207H197L195 212L198 217L208 215L215 207H218V211L220 208L227 207L229 201L233 197H237L239 195V190L251 176L255 173L264 174V132L259 131L258 129L260 124L262 126L264 125ZM186 122L187 121H180L177 123L176 132L185 136H193V134L190 133V127L188 125L185 126ZM201 129L202 127H200V130ZM196 130H199V128L197 127ZM257 133H260L261 135H258ZM242 140L244 141L245 139ZM243 141H241V144ZM248 142L250 143L248 144ZM142 145L143 144L139 142L137 146L142 147ZM182 146L184 147V145ZM221 148L224 149V152L221 154V158L217 160L215 149L220 150ZM147 149L162 151L163 147L154 146L148 147ZM167 149L168 151L173 152L176 148L174 146H169ZM80 161H85L86 163H102L107 166L111 173L117 177V179L127 189L136 206L141 207L137 200V190L130 184V182L127 181L123 171L116 165V159L114 157H112L109 161H105L95 153L89 152L86 149H80ZM245 161H248L249 163L246 166L244 165ZM137 164H141L145 167V163L142 164L140 160L137 161ZM136 173L139 175V178L147 179V176L142 173L138 171H136ZM192 179H194V183L191 181ZM147 195L149 197H153L155 195L152 187L147 188ZM161 203L162 207L169 206V200L162 194ZM210 215L208 216L210 217ZM255 237H258V235H255ZM255 237L253 236L252 239Z\"/></svg>",
	"mask_w": 264,
	"mask_h": 264
}]
</instances>
